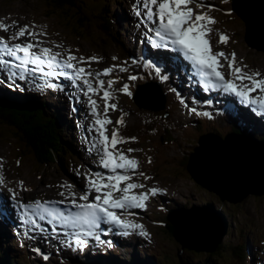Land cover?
I'll return each instance as SVG.
<instances>
[{
  "label": "rangeland",
  "instance_id": "rangeland-1",
  "mask_svg": "<svg viewBox=\"0 0 264 264\" xmlns=\"http://www.w3.org/2000/svg\"><path fill=\"white\" fill-rule=\"evenodd\" d=\"M51 1L0 0V21H9L6 22L8 25L17 22L20 26L25 24L43 26L42 28L36 27L34 30L48 33L47 37H41V39L47 41L44 46L53 47L52 42L61 43L64 48L55 49L56 51L63 52L64 49H71L78 57L96 56L102 58L98 63L95 61L91 63L88 70L93 73L101 71L103 73V69L112 65L119 66V69H126L124 71L114 69L112 76L105 78V75H101L99 77L105 81L107 86L109 81H113L110 91L114 97L112 103L117 104V110L109 111L108 115L114 122L121 116H124L125 120L124 125L114 123L109 128L118 127L123 137H138V142L129 141L128 145L117 146L122 148L130 157H134L140 162L139 171L153 177L152 180H146L142 176H134V182L144 183L148 188L157 187L164 189L167 192L164 195L165 197L160 195L150 196L146 209L139 211L140 214L135 216L136 220L130 216H123L130 218L129 220H133L132 222L134 223L143 224L149 236H141L139 229H137L132 234L119 238L116 244L113 240L112 247L98 245L96 248L94 247L93 251L87 252L85 250L80 252L78 256L74 249L71 251L70 259L69 251L57 245L56 238L51 236H49V239L30 238L32 233H30V236L23 234L25 227L19 230H9L5 222H0V245L5 240L3 242L4 247L7 244L8 247L12 248L13 254L22 256L19 264H105L112 261L113 257L128 263L151 257L152 264H175L180 259L184 264H205L206 260L209 263L212 260L214 264H244L240 259L232 255L234 249L244 250V247L246 248L244 251L252 254L253 257L254 255L256 256L254 257L256 261L252 264H264V197L250 196L237 205L222 202L219 196L198 185L184 165V161L189 158L190 154L198 146V140L202 135L217 133L224 137L226 134L231 133L233 128L228 120L234 123L236 117L234 118V115L230 116L231 113L230 115H219L214 118L203 115H190L188 114V109L178 101V96H175L174 93L166 95L164 110L167 109L168 114H170V111L173 114V126L176 130L174 137L178 141L171 147L164 146L162 142L167 141L168 138L164 129L159 126V121L152 123V129H154L152 132L148 131L146 127V120L148 121L153 111L151 109H141L135 103L136 92L141 86L139 79L136 81L128 79L131 75H137L138 77L146 75L142 61L133 63V58L141 54L138 49L143 46V42L140 43L138 48L134 46V41L131 38L135 34L144 36L140 31L136 32L138 27L135 23L139 24V18L135 15L134 0H81L84 2V4H79L81 9H71L65 12L51 11L49 9ZM116 2L118 5H115ZM209 2L220 9L209 13L217 21L215 25L211 26L216 32L212 31L210 33L213 50L215 52L224 51L229 57L234 51L237 54L238 61L248 65L246 71H259L264 74V52L253 49L246 43V26L235 13H232V0H229L226 4L223 3V0H209ZM104 4L109 5L110 12L108 15L115 23L112 35L101 29L100 23L94 17L97 14L94 9L98 8L97 6H104ZM193 7L195 11H201V9ZM203 10L208 11L207 8ZM78 15L88 19L87 25L83 29L80 27V17ZM129 16H131V19ZM236 17L237 19H235ZM142 28L146 30L144 26ZM220 33L227 34L230 37L227 44L219 42ZM11 34L12 32H5L0 29V37L7 39ZM22 39L27 40L28 38ZM117 40H121L122 44L120 45ZM123 40H125V43ZM77 49L79 51H76ZM66 55L67 53L65 52ZM112 57H117L118 59L113 60ZM221 62L226 64L223 59ZM84 66L88 67L87 65ZM176 66L177 64L175 66L169 64L166 71L169 73L170 79L174 78L176 80L182 89V95L185 94V89L187 93L193 96H202V93L197 90H193V92L188 90V87H190L189 83L186 79L187 85L182 81L183 73ZM172 69L173 72H171ZM222 71L228 76L229 69L227 67L223 68ZM147 72L155 74L154 69L149 67ZM91 79L93 82L96 81L95 77ZM126 83L130 85V90L133 92L132 96H128L122 91L123 85ZM21 88H23L24 94H21L20 90H15L14 92L0 90L4 92L1 93L0 98L18 104L28 101L36 104L43 97L48 104V107L45 108L48 116L51 115V111L58 108L63 125L74 138L72 150L76 154L64 166L54 165L52 168H41L37 164L33 153L25 147L18 135L9 127L0 124V157L4 158V182L7 183L9 188H16L20 192L19 198L24 202L33 201L36 198L61 200L63 198L59 196V192L66 190L56 186L68 182L76 184L75 191L78 190L80 192V187H78L79 178L74 175V170H77L78 166H83V172H88L89 169L98 166L94 153L88 151L93 139L91 132L87 130L89 126L88 114L86 115V113L81 111L82 97L78 90L73 87L74 90H69V95L67 94L68 92L63 94L60 90L47 88L45 83L31 86V88L36 89L32 90V93L30 92V87L22 85ZM215 93L224 100L223 95L225 94ZM254 95L264 96L262 93H255ZM73 96L77 97L74 101L71 99ZM99 99L100 97L97 99L100 112L103 113L104 101ZM188 99L192 102L191 97ZM221 99L218 100L222 101ZM233 100L236 101V99ZM236 102L238 106L235 105L240 107V110L244 109L247 113L252 111L248 107H242L245 104L239 100ZM73 105L78 108L77 111H73ZM214 107H217V104ZM67 113L68 115L66 116ZM71 115L73 117H70ZM157 118L154 117L156 120ZM257 127L255 129L259 128ZM259 131L264 133V121H262L260 129L256 130L253 135L258 136ZM128 148L142 149L143 151L128 153ZM148 157L153 158L154 161L148 163ZM17 161H20L19 165H17ZM21 180L24 181V187L29 189V191H20L19 182ZM12 185L14 186L12 187ZM48 185H53V187H48ZM148 188L137 189L136 191H147ZM207 203H213L228 219L229 230L222 243L226 247L224 249L226 252H221L219 255H216V253H196L183 249L180 243L169 234L162 220L165 213L168 214L170 211L191 208L194 205L202 206ZM27 229L29 230L30 228L27 227ZM241 230L244 233H241ZM17 232L20 234L17 235ZM2 234L5 239H3ZM40 240L41 242H39ZM50 242H54L53 246L46 245ZM43 244L46 248L39 246ZM37 247L50 256L49 260L45 261L42 255L34 251ZM208 255L212 257L209 258Z\"/></svg>",
  "mask_w": 264,
  "mask_h": 264
},
{
  "label": "snow or ice",
  "instance_id": "snow-or-ice-1",
  "mask_svg": "<svg viewBox=\"0 0 264 264\" xmlns=\"http://www.w3.org/2000/svg\"><path fill=\"white\" fill-rule=\"evenodd\" d=\"M228 2L229 0H223L225 4ZM134 4L135 15L139 18L137 27L141 25L145 27V40L150 45V49L157 50L155 52L149 50L152 59L146 60V66L154 69L155 77L159 81L167 82L170 79L169 75L165 74L167 65L182 61L185 66L191 68L189 81L198 78L197 83L205 92L214 90L218 94L232 96L250 106L253 112L264 118V96L254 95V93L264 94V74L259 71H246L248 65L238 61L234 51L229 57L224 51L215 52L213 50L210 33L213 31L211 26L217 21L209 13L220 10L216 5L210 3L209 0H134ZM193 6L201 11H195ZM205 8L208 11H204ZM36 27L42 28L43 26L28 24L20 26L17 22L8 25L0 21V29L12 32L7 39L0 37V75H3L4 79L9 82V87H16V79L26 81L30 77L40 76L47 78L44 83L49 89L63 91L62 81L67 80L74 89L78 90L86 100L84 107L91 118V124L87 130L94 135L88 151L94 153V158L103 171L89 169L85 173L74 170V175L79 178V193L75 191L77 185L68 182L56 186L66 190L59 192V196L63 199L59 201L34 200L28 203L19 198L20 192L16 188L7 187L4 182V158L0 157V210H2L0 215L3 211L8 212V216L17 211H23L24 218L19 221V224L32 226L23 233L24 235H29V233L34 235L36 231L43 233L45 228L37 222V218L40 221L47 219L48 223L53 226V231L58 235L73 237L71 241L66 240L70 259L72 249L76 250L78 256L82 251H91L90 244L92 247L113 246L112 240L102 239L101 234H97L98 230L105 231L103 225L109 226L107 231L121 229L125 236L137 229L141 236H149L143 224L134 223L122 216L124 213L133 215L132 209H146V202L150 196H156L165 190L152 187L147 191L136 192L137 189L147 188V185L134 182V176H142L146 180H152L153 177L139 171L140 162L126 154L122 148L117 147L129 141L138 142V137H123L118 127L109 128L114 123L124 125L125 120L124 116H121L114 122L108 115L109 111L117 110V104L112 103L114 97L110 91L113 81H109L108 86L105 87V81L99 78L101 75H112L114 69L122 71L126 69H119V66L112 65L103 69V73H93L88 70L91 63L93 61L98 63L102 58L78 57L71 49H64L63 52L56 51L55 49L64 48L61 43L52 42L53 47L44 46L47 41L41 37H47L48 33L37 32L34 30ZM219 35L220 43L229 42L230 37L227 34L220 33ZM25 37L28 39H22ZM112 59L118 58L112 57ZM222 59L226 64L221 62ZM141 60H145V57H135L133 63ZM225 67L229 69L228 76L222 71ZM92 77L96 78L95 85ZM128 79L136 81L140 77L131 75ZM19 90L23 91L22 88ZM169 90L179 97V102L188 109V114L211 118L210 112H200L198 107L192 106V104L200 103L195 97L192 98V104H190L176 88ZM122 91L128 96L133 95L127 83L123 85ZM96 96L104 101L103 113L100 112L99 101L94 98ZM71 99L74 101L77 97L73 96ZM205 103L211 105L212 101L207 100ZM77 110L78 108L73 105V111ZM136 151L143 150L127 149L128 153ZM148 163H152L151 157H148ZM19 164L20 161H17V165ZM48 187H53V185H48ZM19 188L20 191H29L24 187L22 180L19 182ZM54 204L63 205L68 209L67 213L61 208L51 206ZM57 225L71 231L60 233L56 228ZM19 234L17 232V235ZM34 251L42 255L45 261L49 260L50 256L42 252L40 248L37 247Z\"/></svg>",
  "mask_w": 264,
  "mask_h": 264
},
{
  "label": "water",
  "instance_id": "water-1",
  "mask_svg": "<svg viewBox=\"0 0 264 264\" xmlns=\"http://www.w3.org/2000/svg\"><path fill=\"white\" fill-rule=\"evenodd\" d=\"M232 8L245 23L246 43L264 52V0H232ZM134 100L141 109H165L162 89L153 82L141 85ZM186 169L222 202L237 205L250 196L264 197V141L248 133L202 135ZM167 221L169 234L183 249L196 253H216L229 230L227 216L213 203L171 211Z\"/></svg>",
  "mask_w": 264,
  "mask_h": 264
},
{
  "label": "trees",
  "instance_id": "trees-1",
  "mask_svg": "<svg viewBox=\"0 0 264 264\" xmlns=\"http://www.w3.org/2000/svg\"><path fill=\"white\" fill-rule=\"evenodd\" d=\"M80 3L84 4V2H82L81 0H52L51 4L49 5V9L51 11L65 12L71 9L80 8ZM115 5H118V3L116 2ZM108 6L109 5L107 4H104V6H97L98 8L94 9V11H96L97 13L94 17L96 21L100 23L101 26H99L101 27V29H103L105 32L107 31L110 35H112L111 33L112 29L115 26V23H113L114 21L111 19L110 15H108V13L110 12ZM78 17L80 16L78 15ZM87 21L88 19L80 17L79 24L81 29L85 28V26L87 25ZM117 41L120 45L122 44L121 40ZM123 42L125 43V40H123ZM145 70L146 75L140 76V85L149 82H157L163 88V94H173L169 90L170 88H172L171 86L159 81L153 75V73L149 74L147 72L148 67ZM175 100H177V98H175ZM47 107L48 104L43 97L41 98V100L36 102V104H33L31 101L18 104L16 102L0 98V124L9 127L13 130L14 133L18 135V138L22 141L25 147L33 153L37 164L41 168H52L54 165L64 166L69 161V159L75 157L76 152L72 150V147L74 146V144H72L74 138L69 134L67 128L63 125V122L60 119L61 113L59 109L57 108L54 111H51V115L48 116L45 112V108ZM166 110H164L163 112H151L148 121L146 120V127L148 131L152 132L154 131V129H152V123L159 121V126L164 129L165 134L168 138L167 141H164L162 143L166 147H171V145L177 143L178 140L174 137L176 130L173 126V114L171 111L170 114H168ZM67 115L68 113L66 114V116ZM70 117L73 116L71 115ZM154 117H158L157 120L154 119ZM237 124H232L233 128L231 132L238 134L248 132L249 134H254V131H252L248 127V125L242 127ZM256 137L259 140L264 141V133L260 132L258 136L256 135ZM153 161L154 159L152 158V162ZM187 162L188 159L184 161L185 167L187 166ZM168 214L165 213V216L162 219L165 226L167 225ZM240 232L244 233L242 230ZM3 239H5L4 236ZM4 241L5 240H3V242ZM3 242L0 245V264H19V262L22 260V256L13 254L12 248L8 247L7 244L4 247ZM225 248V246L220 245L218 247V250L216 251V255L221 254V252H226L224 250ZM244 250H246L245 247ZM244 250L234 249L232 255H234L237 259H240L244 264L254 263L256 261L254 257L256 256L254 255L253 257L252 254H249ZM208 257L210 258L212 256L208 255ZM105 264H152V261L151 257H147V259L144 260L138 259L128 263L113 257L112 261L106 262ZM175 264L184 263L180 259L177 260ZM205 264H214V262L211 260V262L209 263V261L206 260Z\"/></svg>",
  "mask_w": 264,
  "mask_h": 264
},
{
  "label": "bare ground",
  "instance_id": "bare-ground-1",
  "mask_svg": "<svg viewBox=\"0 0 264 264\" xmlns=\"http://www.w3.org/2000/svg\"><path fill=\"white\" fill-rule=\"evenodd\" d=\"M130 17V19H131V16H129ZM128 18V17H127ZM5 24H6V22H9V21H3ZM11 23V22H10ZM15 29H13V31H14ZM214 31V30H213ZM214 32H216V31H214ZM212 35V34H211ZM134 36L135 35H133L132 37L134 38ZM215 36V35H214ZM213 37V36H212ZM145 38V37H144ZM214 40V39H213ZM145 40H143V43H142V47H140V52H141V54H140V56H143L144 55V57H145V59H152V58H148V55H149V50H151V49H148V47H147V42H144ZM216 41V40H215ZM145 45V46H144ZM217 45V44H216ZM152 52H155V50H151ZM231 55V54H230ZM155 62V61H154ZM173 66H175V65H173ZM178 69H179V71L180 72H182L183 73V82L184 83H186V85H187V81H188V83H189V86L190 87H188V90L190 91V92H193V90H197V91H199V92H201L202 93V96L203 97H205V94L203 93V89L201 88V87H199L200 86V84L199 83H197V86H191V84H190V82H189V79H188V76L189 75H191V72L185 67V66H179V65H177L176 66ZM171 72H173V69H172V71ZM165 74H167V75H169V73L166 71L165 72ZM179 77V76H178ZM171 78V77H170ZM30 79H32V77H30L28 80H30ZM182 79V78H181ZM185 79L187 80V81H185ZM64 81V80H63ZM63 81H62V83H63ZM169 81L170 82H172L171 83V87L172 88H176L177 90H178V92H179V94L180 95H182V89L180 88V86L177 84V82H176V80H174V78H172V79H169ZM66 81H64V83H65ZM194 82H197L195 79H194ZM0 83H1V87H0V90H2V91H6V92H14L15 90H19L20 88H21V86H22V84L19 82V81H15V83H16V87H9L8 85H9V82L8 81H6L5 79H4V77H3V75H0ZM94 83V85L96 84V81H94L93 82ZM33 85H35L34 83L31 85H29V87H30V92L32 93V90H36V89H33V88H31V86H33ZM187 87V86H186ZM10 88V90H8ZM23 89V88H22ZM8 90V91H7ZM74 90V89H73ZM184 91H185V94H183L182 96L184 97V98H186L189 102H190V104H192V102H191V100L190 99H188V98H190V97H195L196 98V100L197 99H200L202 96H198V95H191L190 93H187V91L184 89ZM68 92V91H67ZM66 92V93H67ZM79 92V91H78ZM205 92V91H204ZM216 92V91H215ZM214 92V93H215ZM1 93H4V92H1L0 91V95H1ZM24 94L25 92H23V91H21V94ZM65 93V94H66ZM102 93V92H101ZM14 94V93H13ZM16 94V93H15ZM68 95H69V92L67 93ZM79 94H80V92H79ZM206 94H208V92H206ZM255 94V93H254ZM260 94V93H259ZM80 96H81V94H80ZM226 95H223V97H224V100L223 99H221L216 93H215V97H214V102H213V109H215V110H219V109H223V110H219V111H221V112H227V105L228 104H230L231 106L230 107H232V108H230L229 109V111H230V113H231V115H234V117H236V120H235V122L233 123L232 121H229L228 120V122L229 123H231V124H237V123H239V124H246V123H251L252 124V126H250V125H248V127L252 130V131H254V133H256V130H259L260 129V126H261V123H262V121L260 122V119L259 118H254V117H252L251 115H250V113L252 112H250V113H247V112H245L244 111V109L243 110H240L237 106V99H236V101H234L233 99H235V98H233L232 96H227V97H225ZM82 97V96H81ZM211 98V97H210ZM218 99H221L222 101H219ZM82 100H83V104H82V109H81V111H83L84 113H86V115H87V112H86V109H85V107H84V104L86 103V100L82 97ZM100 100V99H99ZM69 101V100H68ZM199 101V100H198ZM101 102V101H100ZM200 103H198V104H192V106H195V107H198V109H200L202 112H204L205 111V107H206V104H205V100H202V101H199ZM215 104H217V107H214V105ZM237 106H236V105ZM225 106V107H224ZM80 108V107H79ZM104 108V107H103ZM103 108H102V110H103ZM126 110V109H125ZM121 111V110H120ZM114 114V113H113ZM119 114V113H118ZM85 115V116H86ZM88 117V120H89V125L91 124V118L89 117V115L87 116ZM259 128H258V127ZM243 127H245V125H243ZM258 128V129H255V128ZM91 137H92V139H94V136H93V133L91 132ZM131 144V143H130ZM128 145V144H127ZM133 145V144H132ZM130 147V146H129ZM85 168V167H84ZM76 170V169H75ZM77 170H79V171H81V172H83V167H81V166H78L77 167ZM92 170H98V169H95V168H93ZM99 170H101V169H99ZM101 171H103V170H101ZM86 172V171H85ZM7 184V183H6ZM161 185V184H160ZM14 185H12V187H13ZM8 187V186H7ZM78 187H80L79 185H78ZM14 188V187H13ZM148 188V187H147ZM139 191V190H138ZM77 192H79L78 190H77ZM167 192V190H165L164 192H162V193H159V194H157V195H160V196H164L165 195V193ZM5 195H7V193L5 192ZM165 197V196H164ZM138 211V210H137ZM5 217H7V218H5ZM123 217V216H122ZM24 218V214L21 216V218H20V220L21 219H23ZM123 218H125V219H130V218H128V217H123ZM136 220V219H135ZM133 221V220H132ZM0 222L2 223V222H5L6 223V226H7V229L9 228V230L10 229H15V230H19L21 227L23 228V227H25V228H27V227H29V228H31L32 226L30 225V224H27V225H23V224H21V225H19V219H18V217L16 216V213L15 214H13V215H11V216H8V212H6L4 215L2 214V215H0ZM168 222V221H167ZM49 223L48 222H44V225H45V231L43 232V233H40L39 231H36L35 233L37 234L36 236H37V238H46V239H49V236H48V230H49V228H47V225H48ZM30 225V226H29ZM103 227V229H105V231H107L106 229H108L109 228V226L108 225H103L102 226ZM118 230H121V229H118ZM99 231V230H98ZM8 232V231H7ZM69 236L68 237H65L64 238V242H66V240L67 241H69ZM43 241V240H42ZM39 242H41V240L39 241ZM39 242H38V244H39ZM57 243V245H59V246H62V245H64V244H61L60 242H58V241H56ZM53 243L54 242H50V243H48V244H46V245H52L53 246ZM39 246H43V245H39ZM44 247L46 248V246L44 245ZM65 247H67V246H65ZM90 248H91V251H93L94 250V247H92L91 245L89 246ZM97 247V246H96ZM95 247V248H96ZM72 250H74V249H72ZM71 250V251H72ZM87 252H88V250H87Z\"/></svg>",
  "mask_w": 264,
  "mask_h": 264
}]
</instances>
